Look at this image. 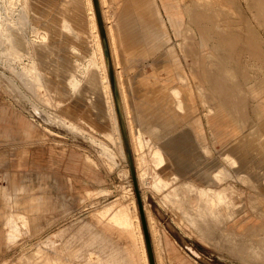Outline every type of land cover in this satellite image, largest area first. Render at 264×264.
<instances>
[{
	"label": "rangeland",
	"instance_id": "rangeland-1",
	"mask_svg": "<svg viewBox=\"0 0 264 264\" xmlns=\"http://www.w3.org/2000/svg\"><path fill=\"white\" fill-rule=\"evenodd\" d=\"M104 5L156 264H264V0H152L160 28L131 62ZM88 16L86 0H0V264H144Z\"/></svg>",
	"mask_w": 264,
	"mask_h": 264
},
{
	"label": "crops",
	"instance_id": "crops-1",
	"mask_svg": "<svg viewBox=\"0 0 264 264\" xmlns=\"http://www.w3.org/2000/svg\"><path fill=\"white\" fill-rule=\"evenodd\" d=\"M91 3H92V1H91ZM108 3H109L108 6H110L111 8H113L115 10L114 16L117 19L118 23L120 24L119 26L122 28V30H121V28H120V30L123 33V37H124L123 39L126 41V45L128 47V49H126V51H128L127 53L130 54V56L127 59V62L137 61L140 59L143 60V58L145 56L141 55L140 52H145V49L144 48L142 49L140 47L145 44V34H146V30H147V25H148L147 22L148 23L152 22V26L154 28H155L154 25L157 24L158 30L160 28L159 16H154V15L151 16L152 11L150 14L148 13L149 5H152V0H108ZM160 12H161L160 15H161V24H162L164 19H163V12L161 11V9H160ZM150 17H151V19L149 20ZM95 23H96V20H95ZM154 30H156V29H154ZM246 40L248 42L250 41L248 38ZM162 52H163V50H162ZM252 52H257L258 60H260V57H261V60H263V62H264V56L263 55H260L259 52L257 50H254V49L252 50ZM135 53H137V54H135ZM125 67H128V66H125ZM129 67H131V66H129ZM141 97L144 100L143 104L145 106H143L140 110L144 111L145 114L147 115L148 111H149L148 109H150V107L152 108V103L154 102L153 101L154 99L152 98L151 94H148V91H146V92L144 91V93H142ZM237 98L238 97H236L235 99H237ZM221 102L224 104L225 107L230 108L233 112H235L237 107H238V100H236L237 105L235 108L228 106L223 101H221ZM149 112L151 113L152 109H150ZM232 118H233V116H229L223 110L218 111L215 114L214 118H212V121L214 124V129L219 136H223L226 134L228 127H230V125H232L231 124ZM60 121L70 128H72V126H73L72 125L73 123L66 122V121H64V119L63 120L60 119ZM178 127L179 126H177L176 129ZM72 129H74V127ZM23 132H24V135L26 137L25 140L29 141L32 139L31 138L32 134H31L29 128L26 127L25 125L23 126ZM181 133H183V132H181ZM104 134H107V133H104ZM100 145H101V143H100ZM181 146L183 149H185L184 139L182 141L177 140V148L179 149ZM88 160L91 161L89 158H88ZM146 216H147V214H146ZM147 221H148V218H147ZM148 228H149L150 235L152 237H155V234H154L153 229H152L153 227L151 226V224H149V221H148ZM155 231L158 234V231L157 230H155ZM159 240H160V238H158V242H159ZM166 243L168 246L170 245L168 240L166 241ZM152 246H153V241H152ZM155 250H157L156 247H155ZM144 251H145V249H144ZM171 251H173L175 253V254H171L172 256L174 255L175 258H179V255H178V253H176L175 249L173 250V248L171 247L170 252ZM182 260H185V258H182ZM158 261H159V257H158ZM143 263L148 264L146 254H145V260H143Z\"/></svg>",
	"mask_w": 264,
	"mask_h": 264
},
{
	"label": "bare ground",
	"instance_id": "bare-ground-1",
	"mask_svg": "<svg viewBox=\"0 0 264 264\" xmlns=\"http://www.w3.org/2000/svg\"><path fill=\"white\" fill-rule=\"evenodd\" d=\"M87 4H88V15H89V19L91 22V28H92V34L94 36V40L97 46V49L99 51V56H100V64L102 67V78L104 80V87H105V92H106V96L110 105V108L113 112L114 115V119H115V123L117 126V136L120 140V145L122 147V152L124 154V158L125 157V151L123 148V143H122V139H121V134H120V130H119V124H118V119H117V113H116V109H115V102H114V98H113V94H112V90H111V85H110V80H109V75H108V68H107V62H106V58H105V54L103 51V47L101 44V39H100V35H99V30H98V26H97V22L95 23L96 17H95V12H94V7L93 2L91 3L92 0H86ZM104 1L105 0H98L99 2V7H100V11H101V16H102V20H103V25H104V30H105V35H106V39H107V43H108V49H109V55L111 58V63H112V67H113V72H114V76H115V85H116V91H117V98H118V103H119V108L121 111V115L123 118V122L125 125V129L127 132V137H128V142H129V147H130V151H131V155H132V160H133V166H134V171H135V176H136V180H137V185H138V189H139V194L141 197V201H142V205H143V211L145 214V218H146V222H147V229L149 232V228H148V221H147V216H146V212H145V204L143 201V196L141 194V174L138 171V165L137 162L135 161V157L133 156V147L131 144V137H130V122H129V118H128V113H127V109H126V98H125V93H124V88H123V84L121 82V79L119 77V73L117 71V56H116V49H115V42L113 40V35L111 33L110 30V26L109 24V15H108V11L105 10V5H104ZM108 8V7H107ZM97 26V27H96ZM128 168H127V172H128ZM129 173V172H128ZM130 176V175H129ZM133 185V184H131ZM133 187V186H132ZM135 198V196H134ZM135 202H136V198H135ZM136 207H137V203H136ZM137 213H138V219H139V224H140V229H141V235H142V240H143V244H144V249H145V254H146V258H147V253H146V246H145V241H144V236H143V231H142V227H141V223H140V218H139V210L137 208ZM149 236H150V232H149ZM151 239V236H150ZM151 246H152V241H151ZM152 250H153V246H152ZM154 254V251H153ZM155 259V256H154ZM147 262H148V258H147ZM149 264V262H148ZM155 264H156V260H155Z\"/></svg>",
	"mask_w": 264,
	"mask_h": 264
},
{
	"label": "water",
	"instance_id": "water-1",
	"mask_svg": "<svg viewBox=\"0 0 264 264\" xmlns=\"http://www.w3.org/2000/svg\"><path fill=\"white\" fill-rule=\"evenodd\" d=\"M92 2H93L96 22H97V26H98V30H99V35H100V39H101V44H102L103 51H104L105 58H106V62H107L108 75H109L111 90H112V94H113V98H114V102H115V109H116V113H117V119H118L121 139H122V143H123V148L125 151V156H126V159L128 162V166H129V170H130V174H131V179H132V183H133L134 191H135V195H136V200H137V205H138V210H139L140 223H141L144 241H145V246H146L147 258H148L149 264H155L154 254H153V250H152V246H151V239H150L149 232L147 229V222H146L145 214L143 211V205H142V201H141V197H140L139 189H138V185H137V180H136V176H135V171H134L132 155H131V151H130V147H129L127 132H126L125 125L123 122V118L121 115V111L119 108L116 85H115V76H114V72H113L111 58L109 55L108 43H107V39H106V35H105V30H104L103 20H102V16H101L100 7H99V2H98V0H92Z\"/></svg>",
	"mask_w": 264,
	"mask_h": 264
}]
</instances>
